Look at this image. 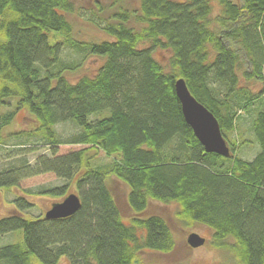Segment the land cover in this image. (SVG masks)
<instances>
[{"label":"trees","instance_id":"obj_1","mask_svg":"<svg viewBox=\"0 0 264 264\" xmlns=\"http://www.w3.org/2000/svg\"><path fill=\"white\" fill-rule=\"evenodd\" d=\"M83 10L77 0H0V145L41 137L51 150L0 170V189L22 193L0 219V237L22 232V241L0 246V264L172 254L171 224L150 212L154 203L174 204L175 220L191 229L210 227L213 247L236 264H264V0H98ZM84 12L98 18L99 36L80 38ZM63 44L80 59H64ZM93 57L95 72L77 76ZM181 78L217 118L230 157L207 153L186 123ZM21 111L27 129L7 131ZM242 114L252 141L233 136ZM67 123L79 131L62 138L57 126ZM248 142L260 148L251 160L240 155ZM47 174L66 184L21 189ZM71 187L82 203L75 215L26 217L35 207L27 195L65 198Z\"/></svg>","mask_w":264,"mask_h":264},{"label":"rangeland","instance_id":"obj_2","mask_svg":"<svg viewBox=\"0 0 264 264\" xmlns=\"http://www.w3.org/2000/svg\"><path fill=\"white\" fill-rule=\"evenodd\" d=\"M98 0H84L83 3L79 4L77 0V6L83 7V11L89 10L92 5ZM103 1V0H102ZM235 2H240V0H233ZM90 12H84L80 19L77 21L76 31L80 38H87L88 35L94 34L99 36V30L95 28L96 24L99 22L98 18L91 16ZM89 19H94L96 23H92ZM94 25V26H91ZM63 56L66 60L77 61L80 59V54L73 52L65 44L62 45ZM158 57H162L161 53L157 54ZM101 64V60L97 58L88 59L83 66V69L78 73L77 76L85 74H93L95 70ZM14 102V101H13ZM8 107L3 109L6 112ZM27 113L21 111L15 118L13 125L6 128L7 131H19L27 129ZM104 115H101V117ZM100 117V115H99ZM242 118L239 119V129L233 135L235 138L239 133H244V138L252 141L254 138L250 130V118L244 114L241 115ZM57 131L62 138L73 135L79 131V129L71 123L61 124L57 126ZM78 146H62L60 148L61 152H67L71 149H77ZM260 151L259 145L254 144V142H248V144L240 151V155L247 159H253ZM41 155H51V150L47 142L41 137H33L30 139L22 138L16 139L12 138L7 141L6 145H0V170L8 167L11 164H19L22 159H26L30 164H34L36 159ZM111 159L105 155H101L99 163H108ZM66 184V181L56 177L53 174H47L37 177H32L25 179L21 182L20 186L23 190H30L35 192L40 188L44 187H55L62 186ZM69 193H76L74 187L70 188ZM21 190L19 187H14L10 190L0 189V219L10 216L16 209L14 200L21 195ZM29 200L35 204V207L26 211L25 215L28 218L38 217L40 215H45V213L51 208L53 203L61 202L64 198H51L42 197L34 194L27 195ZM176 206L174 204L164 205L161 203H154L150 208V212L157 213L164 216L168 222L171 224V228L174 234L175 250L171 253H161L148 249H144L142 254L136 259L139 264H236L235 258L231 252L227 249H219L213 247L212 241L214 239V231L203 224L195 226L193 229L185 224H180L175 220ZM128 224L129 219H125ZM191 233H196L205 239V244L198 248H191L187 246V239ZM141 237L145 238V233H141ZM22 241V232H15L11 234L4 235L0 237V246L6 245L13 242ZM61 264H67L66 260H62Z\"/></svg>","mask_w":264,"mask_h":264},{"label":"water","instance_id":"obj_3","mask_svg":"<svg viewBox=\"0 0 264 264\" xmlns=\"http://www.w3.org/2000/svg\"><path fill=\"white\" fill-rule=\"evenodd\" d=\"M175 92L180 101L186 123L193 129L205 151L226 158L230 157L231 152L223 137L217 118L192 95L184 79L176 80ZM81 205L80 197L71 193L61 202L53 203L45 213V218L54 220L71 217L80 210ZM187 243L191 248H198L205 244V239L196 233H191Z\"/></svg>","mask_w":264,"mask_h":264}]
</instances>
